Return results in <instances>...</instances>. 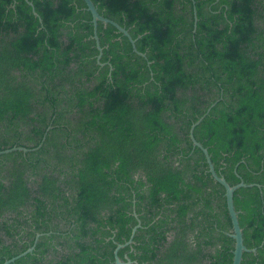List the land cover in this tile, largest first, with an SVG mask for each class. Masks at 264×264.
<instances>
[{
	"label": "trees",
	"instance_id": "16d2710c",
	"mask_svg": "<svg viewBox=\"0 0 264 264\" xmlns=\"http://www.w3.org/2000/svg\"><path fill=\"white\" fill-rule=\"evenodd\" d=\"M91 1L136 52L97 22L99 64L82 0H0V264H114L133 209L123 262L232 264L202 117L264 264V0Z\"/></svg>",
	"mask_w": 264,
	"mask_h": 264
},
{
	"label": "water",
	"instance_id": "95a60500",
	"mask_svg": "<svg viewBox=\"0 0 264 264\" xmlns=\"http://www.w3.org/2000/svg\"><path fill=\"white\" fill-rule=\"evenodd\" d=\"M82 1L86 5V10L91 14V18H92L91 22L93 24V29H94L93 38L96 41V49L98 51V55H97V62L98 63H99V59H100V57L102 55V49H101V47L99 45L98 37H97V34H96L97 33L96 32L97 22H102L103 24H111V25H113L120 33H122L124 36H126L129 39L130 43L133 46L134 51L136 52L135 47H134V40L130 37V35L128 34V32L124 28L119 26L117 23H115V22H113V21H111V20H109L107 18L102 17L97 12V9L95 8V6H94V4L92 3L91 0H82ZM140 55H142V54H140ZM99 64H101V63H99ZM202 118H200L196 123H194L191 126L190 131H189V138H190V140L192 142L193 147L199 148L200 151L202 152V154L204 155L206 163H207V166H208V173L211 175V177L213 178V180L215 182H217L218 184H220L224 188V197H225V202H226V208H227V211H228V215H229L230 222H231V228H232V232L229 233L228 236L230 238H232L233 241H234V248H233V251H232V264H241L243 253L244 252L255 253L256 249L255 248L247 249L246 246L243 243L242 229L239 226L238 215H237V212L235 211L234 205H233V194L239 188L258 186V185L257 184H249V185H247L243 181H240L238 184H236L234 186H231V185H229L226 182V180H225V178L223 176H220V175H218V173H216V171H215V169L213 167V164H212V162L210 160V156L208 154L207 149L204 148L199 142H197L194 139V136H193L194 127L197 124H199V122L202 120ZM14 151L27 152L28 149L25 148V147H12V148L0 151V155L8 154V153H11V152H14ZM134 231H135V228L132 231V235H133ZM130 243H131V241H128L126 244H130ZM126 244H124V245L118 244L116 246V249L114 251V264H126L117 255L118 250L120 248H123ZM33 248L34 247L29 248L28 250H26L25 252L21 253L20 255L12 258L10 260H7V261H5L2 264H9V263L13 262L15 259H17V258H19L21 256H24L27 253L32 252ZM127 260L129 261L128 258H127ZM128 261H127V264L129 263Z\"/></svg>",
	"mask_w": 264,
	"mask_h": 264
},
{
	"label": "flooded vegetation",
	"instance_id": "af4514ba",
	"mask_svg": "<svg viewBox=\"0 0 264 264\" xmlns=\"http://www.w3.org/2000/svg\"><path fill=\"white\" fill-rule=\"evenodd\" d=\"M30 209H31V208L29 207L28 210L31 211ZM132 213H133V215H134L135 218H136V224H135V226L132 228V231H133L134 228H135V231H136V229L139 228V227L141 226V220L138 219V217H136V214L134 213V209H133V212H132ZM57 222H59V221H57ZM57 222H56V223H57ZM59 224L61 225V223H59ZM58 229H63V228H61L60 226H58ZM135 231H134V233H135ZM134 233H133V235H132V232H131V235H130L129 240H127L124 244H126L128 241H131V243H130V244H126L125 246L131 245V244L133 243L132 240H133ZM39 236H40V234H36V236H35L36 239L39 238ZM124 244H123V245H124ZM125 246H124V247H125ZM120 249H121V248H120ZM120 249H119V250H120ZM130 251H131V249L128 250L127 253H129ZM127 253L124 254V257H125V259H126V262H125L126 264H127V261H128V260H127V258H128V257H127ZM128 262H129L128 264H131V263H132L130 260H129Z\"/></svg>",
	"mask_w": 264,
	"mask_h": 264
}]
</instances>
